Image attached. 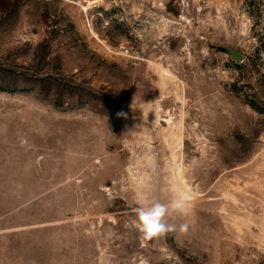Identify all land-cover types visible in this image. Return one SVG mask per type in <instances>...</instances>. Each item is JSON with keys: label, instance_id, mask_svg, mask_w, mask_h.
<instances>
[{"label": "rangeland", "instance_id": "374dc122", "mask_svg": "<svg viewBox=\"0 0 264 264\" xmlns=\"http://www.w3.org/2000/svg\"><path fill=\"white\" fill-rule=\"evenodd\" d=\"M253 18L248 0H0V264H264ZM183 189L168 219L189 231L144 238L137 203Z\"/></svg>", "mask_w": 264, "mask_h": 264}, {"label": "clouds", "instance_id": "9594fccd", "mask_svg": "<svg viewBox=\"0 0 264 264\" xmlns=\"http://www.w3.org/2000/svg\"><path fill=\"white\" fill-rule=\"evenodd\" d=\"M191 201V193L187 189L175 190L167 202L159 199H146L137 203L134 208V224L146 239L159 238L168 234L187 233L189 224L183 223L179 227L170 223L168 217L175 212L186 215Z\"/></svg>", "mask_w": 264, "mask_h": 264}, {"label": "trees", "instance_id": "16d2710c", "mask_svg": "<svg viewBox=\"0 0 264 264\" xmlns=\"http://www.w3.org/2000/svg\"><path fill=\"white\" fill-rule=\"evenodd\" d=\"M250 13L254 16L253 32L261 34L264 37V26L262 21L264 18V0H248ZM264 43V42H263Z\"/></svg>", "mask_w": 264, "mask_h": 264}, {"label": "water", "instance_id": "95a60500", "mask_svg": "<svg viewBox=\"0 0 264 264\" xmlns=\"http://www.w3.org/2000/svg\"><path fill=\"white\" fill-rule=\"evenodd\" d=\"M225 49L230 53L231 58L235 60L236 62L242 63L244 61L245 56L243 55L240 49L232 48L229 46H226Z\"/></svg>", "mask_w": 264, "mask_h": 264}, {"label": "bare ground", "instance_id": "6f19581e", "mask_svg": "<svg viewBox=\"0 0 264 264\" xmlns=\"http://www.w3.org/2000/svg\"><path fill=\"white\" fill-rule=\"evenodd\" d=\"M87 10L90 11V10H92V8H90V6H89V7H87Z\"/></svg>", "mask_w": 264, "mask_h": 264}]
</instances>
